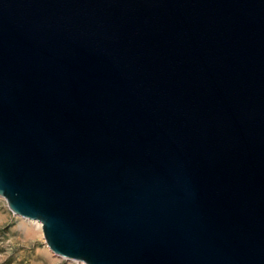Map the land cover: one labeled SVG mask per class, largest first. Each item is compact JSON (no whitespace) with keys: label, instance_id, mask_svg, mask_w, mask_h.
Masks as SVG:
<instances>
[{"label":"water","instance_id":"water-1","mask_svg":"<svg viewBox=\"0 0 264 264\" xmlns=\"http://www.w3.org/2000/svg\"><path fill=\"white\" fill-rule=\"evenodd\" d=\"M0 197L83 264H264V0H0Z\"/></svg>","mask_w":264,"mask_h":264},{"label":"rangeland","instance_id":"rangeland-1","mask_svg":"<svg viewBox=\"0 0 264 264\" xmlns=\"http://www.w3.org/2000/svg\"><path fill=\"white\" fill-rule=\"evenodd\" d=\"M0 264H83L54 254L35 221L15 216L0 197Z\"/></svg>","mask_w":264,"mask_h":264},{"label":"bare ground","instance_id":"bare-ground-1","mask_svg":"<svg viewBox=\"0 0 264 264\" xmlns=\"http://www.w3.org/2000/svg\"><path fill=\"white\" fill-rule=\"evenodd\" d=\"M35 224L37 225L40 232H42V224L40 222L35 221Z\"/></svg>","mask_w":264,"mask_h":264}]
</instances>
